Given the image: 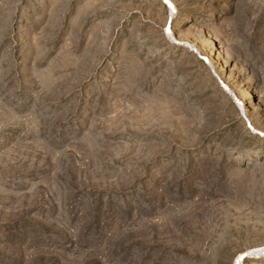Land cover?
<instances>
[{
	"label": "rangeland",
	"instance_id": "obj_1",
	"mask_svg": "<svg viewBox=\"0 0 264 264\" xmlns=\"http://www.w3.org/2000/svg\"><path fill=\"white\" fill-rule=\"evenodd\" d=\"M261 133L264 0H0V264H264Z\"/></svg>",
	"mask_w": 264,
	"mask_h": 264
},
{
	"label": "bare ground",
	"instance_id": "obj_2",
	"mask_svg": "<svg viewBox=\"0 0 264 264\" xmlns=\"http://www.w3.org/2000/svg\"><path fill=\"white\" fill-rule=\"evenodd\" d=\"M20 32V31H19ZM204 42L208 45H212L213 43V39L211 38V36H207L205 39H204ZM191 45V44H190ZM196 48V47H195ZM249 223V222H248Z\"/></svg>",
	"mask_w": 264,
	"mask_h": 264
},
{
	"label": "snow or ice",
	"instance_id": "obj_3",
	"mask_svg": "<svg viewBox=\"0 0 264 264\" xmlns=\"http://www.w3.org/2000/svg\"><path fill=\"white\" fill-rule=\"evenodd\" d=\"M165 3H168V0H165ZM169 35H171V32H169ZM261 135H264V133H261Z\"/></svg>",
	"mask_w": 264,
	"mask_h": 264
}]
</instances>
